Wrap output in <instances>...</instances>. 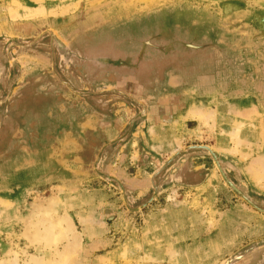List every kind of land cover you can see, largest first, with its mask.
Returning a JSON list of instances; mask_svg holds the SVG:
<instances>
[{
    "label": "rangeland",
    "instance_id": "374dc122",
    "mask_svg": "<svg viewBox=\"0 0 264 264\" xmlns=\"http://www.w3.org/2000/svg\"><path fill=\"white\" fill-rule=\"evenodd\" d=\"M226 1L0 0V264H61L72 233L46 247L25 232L48 205L81 239L74 264H244L255 249L264 264V182L246 172L264 166V0ZM132 72L162 80L152 100L187 99L198 118L169 122L151 173L128 169L149 173L145 193L100 162L146 112L116 87ZM95 114L112 117L102 135L81 126Z\"/></svg>",
    "mask_w": 264,
    "mask_h": 264
},
{
    "label": "crops",
    "instance_id": "0c3cea01",
    "mask_svg": "<svg viewBox=\"0 0 264 264\" xmlns=\"http://www.w3.org/2000/svg\"><path fill=\"white\" fill-rule=\"evenodd\" d=\"M116 77L117 82H114H116L117 88L123 87V90L126 88L125 90L128 92L134 95L140 94V96H142L140 101L145 105L146 112L142 117H137L135 119L132 127V130L135 129V132L132 133L131 143H128L126 148L125 146L123 148L119 145L112 153H109L110 149H106L103 153L104 155H102L100 159V162L105 169H107V172L122 181L127 186L128 190L132 191L139 188V190H143L145 193L147 191L149 173L140 176V178H135L128 173V169L136 167L138 170L142 171V169L139 168H149L151 173V170H153L154 167H150V165L155 163V166H157L161 161V158L159 157L165 158L161 153L157 152V150L163 151V143L160 142V137L163 135L162 131L165 130V127L170 125L169 122H172L171 120L176 121L178 117L181 119L183 118L184 124L186 125V128H188L193 122L198 124V118L195 115L196 111L192 108L194 107L193 103L191 101L187 102V99L185 100L184 98H181L180 100L172 101L169 96V103H167L166 100H152L154 99L152 96L157 95L159 92L158 85H155L156 83L158 84L162 81L159 77H153L150 79L149 74L145 72L140 74L138 72L127 74L116 73ZM181 80L182 78H180V76H175L174 81L176 84L177 82L181 83ZM182 88H185L187 91L193 89L192 87L187 86H183ZM190 92L192 93V91H185L184 93L188 97H191ZM173 113H176L177 115L175 114V116ZM102 116L103 115L95 114L93 117H86L81 126L84 128H91L94 126L93 129L95 131H99L102 135L104 133L103 127H106L107 120L112 119V117L105 118V116ZM120 122V119H116L115 125L119 126ZM144 145H146L148 149L143 148L142 146ZM194 160L199 163L197 166L203 167L204 164H200V158ZM180 161L183 163L185 160L180 159ZM179 165L180 166L177 167L178 170L186 168L187 171L189 170L188 166H184V164L181 163ZM136 195L137 197H140L144 194L138 192ZM109 243L108 239H102L97 242L94 241L90 247L91 249L98 251L100 249H106ZM112 251H108L107 254L110 255ZM261 254V251L258 252L255 249L252 253L247 254L242 261L244 264H257L260 261ZM101 257H103L102 262L107 258L105 255H101ZM110 260L113 261L112 258H110Z\"/></svg>",
    "mask_w": 264,
    "mask_h": 264
},
{
    "label": "bare ground",
    "instance_id": "6f19581e",
    "mask_svg": "<svg viewBox=\"0 0 264 264\" xmlns=\"http://www.w3.org/2000/svg\"><path fill=\"white\" fill-rule=\"evenodd\" d=\"M118 2H120V1H118ZM125 3H126V1H125ZM222 4H224V3H222ZM117 6L118 5H116V7ZM225 6L227 8V11H229L231 8L234 7V2L231 0H227L226 3L224 4V7ZM192 108H194V107H192ZM238 133H239L238 129L234 130V138L235 139H238V137H237ZM237 142H238V140H237ZM246 172L248 173V176L250 175V177L253 180H255V182H257L258 184H260V183L262 184L264 182V166L263 167L259 166L257 168L254 166H247ZM53 208H54V205H51V206L48 205V206H44V207L43 206L42 207L36 206V208L34 209V211L31 214V216H29L26 219V222H25L26 235L27 236L30 235V236H28V238L31 241H37L39 243H43L46 247H49L52 245L53 246L56 245L62 239L67 238L69 233H72V240L73 241L71 244V249H70L69 253H67L63 256L64 258L60 262H61V264H74V262H76V256L78 255V252H79V247L82 243V242H80L81 239H79L78 234L74 231V226L71 222V219L69 218L70 216H68V214L55 215L52 212ZM34 218H36V221ZM123 253L126 254V252H123ZM30 262H31L30 264H47V262L43 258H40V259L35 258L34 260H32ZM58 264H60V263H58Z\"/></svg>",
    "mask_w": 264,
    "mask_h": 264
},
{
    "label": "flooded vegetation",
    "instance_id": "af4514ba",
    "mask_svg": "<svg viewBox=\"0 0 264 264\" xmlns=\"http://www.w3.org/2000/svg\"><path fill=\"white\" fill-rule=\"evenodd\" d=\"M42 136H45V137H49V136H51V134L47 131L46 132V134H42ZM200 151V150H199ZM222 164H223V166H229L228 165V161H226V160H224V158H222ZM222 164H221V166H222ZM226 178L228 179V182L229 183H232L233 185H234V187H236V189H238L239 190V192H243L244 193V191H243V189H242V187H241V185H240V183L238 182V180H237V177H235L233 174L232 175H230V174H228V175H226ZM118 179V178H117ZM119 180V179H118ZM120 181V180H119Z\"/></svg>",
    "mask_w": 264,
    "mask_h": 264
},
{
    "label": "water",
    "instance_id": "95a60500",
    "mask_svg": "<svg viewBox=\"0 0 264 264\" xmlns=\"http://www.w3.org/2000/svg\"><path fill=\"white\" fill-rule=\"evenodd\" d=\"M203 148H205V149H207L211 154H212V156L215 158V154H214V152L211 150V148H209V147H204L203 146ZM123 190V189H122ZM123 192L125 193V191L123 190Z\"/></svg>",
    "mask_w": 264,
    "mask_h": 264
}]
</instances>
